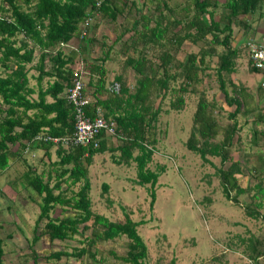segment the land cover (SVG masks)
Segmentation results:
<instances>
[{
	"label": "trees",
	"instance_id": "1",
	"mask_svg": "<svg viewBox=\"0 0 264 264\" xmlns=\"http://www.w3.org/2000/svg\"><path fill=\"white\" fill-rule=\"evenodd\" d=\"M263 2L142 0L136 4L135 0H0V173L33 148L42 149L46 156L53 149L57 158L50 163L51 167L54 164L53 176L47 174L43 178L34 165L24 161L26 169L19 177L21 186L39 197L35 201L28 195L38 207L34 230L27 239L31 264H37L39 259L57 261L62 256L81 259L83 255L90 260L87 264H105L95 258L93 246L119 236L126 237L127 248L117 258L125 264H146V246L136 231L143 221H132L123 208L122 221L92 212L87 167L95 153L105 150L119 151L116 160L111 154L117 163H127L132 158L137 168L136 183H150L149 208H152V187L157 173L144 166L156 144L157 117L160 112L183 108L184 95L188 93L196 95L197 100L185 147L211 165L214 164L206 155L218 157L219 167L214 173L223 193L235 203L240 196H246L243 211L264 226V161H259L258 167L243 169L241 158L233 160L229 156V149L240 142L242 127L238 115L251 125V144L264 138V75L251 66L247 49L248 44H264V39L245 37L239 44L231 43L232 25L250 30L251 26L241 16L259 11ZM217 7L222 10L214 19ZM118 15L122 21H116ZM103 19L117 25L108 44L102 34L101 39L96 36ZM72 39L77 40L75 47L65 49ZM96 42L104 46V53L87 61L88 50ZM115 45L118 46L115 52L124 60L121 63L138 76L132 85L127 84L121 73L114 74L105 84L107 68L103 64ZM34 50H38L35 61ZM241 51L247 58L246 68L263 75L254 91L241 82L234 83L230 77L237 69L236 59ZM212 57L215 63L210 74L207 70ZM205 77H213L223 104L232 106L231 110H224L222 103L206 95L200 87ZM74 78H79L82 96L88 101L83 110L92 116L94 109L100 107L102 116L113 123V131L101 130L84 145H61L50 138L69 135L73 130V109L67 102L66 90ZM114 81L119 84L116 92L108 88ZM242 174L247 179L244 185L238 181ZM78 182L81 184L73 189ZM101 188V195L106 194L108 186L102 183ZM105 201L111 204L108 196ZM55 206L67 208L72 215L49 216ZM42 219L43 232L36 233ZM10 233L4 238H10ZM42 233L49 240L70 239L77 234L81 236V245L71 251L40 255L32 246ZM2 243L0 237V264L4 254ZM110 253L117 256L113 251ZM244 253L246 264H264V234L245 243Z\"/></svg>",
	"mask_w": 264,
	"mask_h": 264
},
{
	"label": "rangeland",
	"instance_id": "2",
	"mask_svg": "<svg viewBox=\"0 0 264 264\" xmlns=\"http://www.w3.org/2000/svg\"><path fill=\"white\" fill-rule=\"evenodd\" d=\"M135 1L136 4H140L142 0ZM221 10L220 7L214 10V19L218 18ZM122 19V16L118 15L116 21ZM241 19L248 23L251 29L243 28L239 24L232 25V45L239 44L245 37L254 40L264 39V2L259 11L241 16ZM114 28H117L116 22L103 19L97 26L96 36L101 39L102 34L108 44L114 38ZM251 30L254 32L250 33ZM76 41L72 39L65 49L70 46L75 47ZM104 49V46L100 47L99 42H96L88 50L87 61L103 55ZM117 49V45L112 46L103 64L107 68L105 84H108L114 74L121 73L129 81V85H132L138 76L124 62L121 63L123 58L122 60L119 58V54L115 52ZM37 53L38 50H34L33 61ZM246 60V55L241 51L236 59L237 69L230 77L234 83L241 82L249 90L254 91L263 75L260 72L249 71L246 68ZM213 63L215 57L211 58L210 68L207 70L210 74ZM83 79L86 81L87 75H84ZM213 80V77H205L200 87L205 89L208 97L212 96L222 103L224 110H231L232 106L227 107L223 104L222 95L216 89V82ZM166 98L167 96L164 101ZM196 100V95L185 94L183 108L160 112L157 117L156 144L150 161L144 166L151 172L157 173L152 187L154 191L152 208H149L150 183H136L137 168L132 158L127 163H117L112 160L111 154L116 160L119 151L110 153L109 150H105L95 153L91 164L87 167L88 197L92 212L102 214L109 220L122 221L123 212L126 211L132 221H143L136 227V231L146 246L147 254L144 258L146 264H171V260L172 264H246L245 243L248 244L252 237L264 234L261 221L247 216L243 211L242 203L247 202L248 198L240 196L239 202L235 203L223 193L219 179L214 173L215 168L219 167V158L206 155L214 166L204 162L197 153L185 147ZM222 116L224 117V113ZM222 120L224 122L223 118ZM237 120L242 127L239 132L240 142L229 149V156L233 160L237 157L241 158L243 169L250 166L258 167L261 165L259 161H264V138L257 144H251L250 123L248 121L244 123L245 120L241 115L237 116ZM49 151V156H46L42 149L33 148L27 151L22 159L0 173V237L3 240V264H31V258L27 255L29 252L27 239L34 230L35 218L38 214L34 200L38 201L39 197L31 189L23 188L19 177L26 169L24 161L34 165L36 172L42 173L43 178L47 174L53 176L54 164L51 167L50 163L57 158L53 149ZM135 154L136 152L133 156ZM238 181L244 185L247 179L242 174L238 176ZM102 183L108 186L107 193L103 195H101ZM80 184L81 182L74 184L73 189H77ZM64 186L62 183L61 187ZM28 195L34 200L32 201ZM106 196L111 201L110 205L105 201ZM259 210L262 212L261 208ZM62 215H72V211L55 206L49 213L51 217ZM44 221L42 219L38 222L36 233L43 232ZM8 232H11L10 238H4ZM79 239L81 236L75 234L70 239L49 240L47 235L42 233L32 248L40 255L56 250L71 251L73 247L81 245ZM242 241L245 243L240 246ZM126 243V237L119 236L98 242L92 249L95 258L102 259L105 264H125L117 257L125 254ZM110 251L117 256H113ZM65 262L87 264L90 260L86 255L81 259L62 256L57 261L39 259L37 264Z\"/></svg>",
	"mask_w": 264,
	"mask_h": 264
},
{
	"label": "built area",
	"instance_id": "3",
	"mask_svg": "<svg viewBox=\"0 0 264 264\" xmlns=\"http://www.w3.org/2000/svg\"><path fill=\"white\" fill-rule=\"evenodd\" d=\"M247 49L251 66L260 70L264 75V44L259 46L248 44ZM108 88L116 92L119 89V84L114 81L108 85ZM66 99L73 109V130L69 135L50 138L51 141H58L61 145H84L101 130L107 133L113 131V123L102 116L100 107L94 109L92 116L83 110L88 101L82 96L79 78H74L72 85L67 88Z\"/></svg>",
	"mask_w": 264,
	"mask_h": 264
},
{
	"label": "crops",
	"instance_id": "4",
	"mask_svg": "<svg viewBox=\"0 0 264 264\" xmlns=\"http://www.w3.org/2000/svg\"><path fill=\"white\" fill-rule=\"evenodd\" d=\"M127 81V84H129V81L128 80H126Z\"/></svg>",
	"mask_w": 264,
	"mask_h": 264
}]
</instances>
